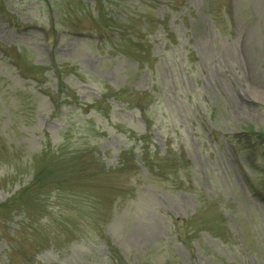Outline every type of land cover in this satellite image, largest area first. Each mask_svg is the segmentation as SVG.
Wrapping results in <instances>:
<instances>
[{"label":"rangeland","instance_id":"1","mask_svg":"<svg viewBox=\"0 0 264 264\" xmlns=\"http://www.w3.org/2000/svg\"><path fill=\"white\" fill-rule=\"evenodd\" d=\"M104 1L0 0V264H264V0Z\"/></svg>","mask_w":264,"mask_h":264},{"label":"trees","instance_id":"2","mask_svg":"<svg viewBox=\"0 0 264 264\" xmlns=\"http://www.w3.org/2000/svg\"><path fill=\"white\" fill-rule=\"evenodd\" d=\"M121 1L120 4H115L114 6V10L113 11H117V6L118 5H121L123 8L125 7V3H128L129 6L131 7L132 5L129 3V0H119ZM93 4L96 5V8L98 10V19L99 18H103V16L105 15V12L106 10H108L109 12L112 13V9H110L109 5H107L106 3H104L105 1L104 0H92ZM132 12L131 9H129L128 11L124 12L123 14H120L118 12H115L113 13V20H117V19H120V17H123L121 18L123 21H125V24L126 25H130V19H125L127 16H129V14ZM148 25L147 23L144 25L146 26ZM115 25L111 24V25H108L109 28H114ZM4 53L5 56H8V51L5 49L2 51ZM264 135V134H262ZM173 154H170V152H166L164 154V156H162L160 158L161 162H164L166 161V159H168L170 156H172ZM158 156H160V154H158ZM183 160L186 161L187 163H189L188 159L183 155ZM135 161H138V158H136L135 156ZM145 162L147 160H144ZM148 162H149V159H148ZM147 162L146 165H143V166H146L147 170H148V173L149 174H152V175H155V176H163L164 179H168V177H165L166 174L168 173L167 172V168H164V166H161L159 163V159H155L154 161H152V165L149 166V163ZM179 171V170H178ZM176 172V171H175ZM147 177V175H146ZM182 185L185 184L184 182L181 183ZM179 187H181L179 185ZM253 187V186H252ZM254 188V187H253ZM255 189V188H254ZM7 236L10 238V240L12 238H14L16 236V231L13 230V232L11 233L10 231L7 232ZM106 260L103 261L102 264H107L106 261H109L110 264H126L125 261L122 259V257H120L118 255V252L117 250H113L111 251L109 254L106 255ZM29 264H32V263H29ZM34 264V263H33Z\"/></svg>","mask_w":264,"mask_h":264}]
</instances>
